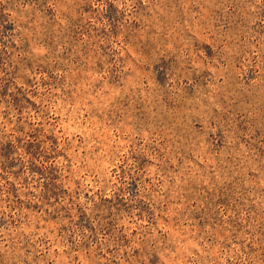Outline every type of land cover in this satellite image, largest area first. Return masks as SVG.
Wrapping results in <instances>:
<instances>
[{
    "label": "rangeland",
    "instance_id": "obj_1",
    "mask_svg": "<svg viewBox=\"0 0 264 264\" xmlns=\"http://www.w3.org/2000/svg\"><path fill=\"white\" fill-rule=\"evenodd\" d=\"M0 264H264V0H0Z\"/></svg>",
    "mask_w": 264,
    "mask_h": 264
}]
</instances>
